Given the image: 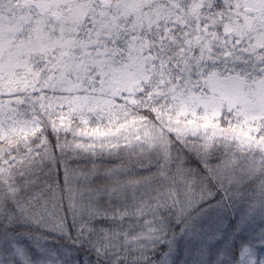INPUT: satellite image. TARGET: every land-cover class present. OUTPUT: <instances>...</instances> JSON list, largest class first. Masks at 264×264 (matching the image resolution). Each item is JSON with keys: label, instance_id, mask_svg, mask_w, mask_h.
Listing matches in <instances>:
<instances>
[{"label": "snow or ice", "instance_id": "6c2138e0", "mask_svg": "<svg viewBox=\"0 0 264 264\" xmlns=\"http://www.w3.org/2000/svg\"><path fill=\"white\" fill-rule=\"evenodd\" d=\"M0 264H264V0H0Z\"/></svg>", "mask_w": 264, "mask_h": 264}]
</instances>
